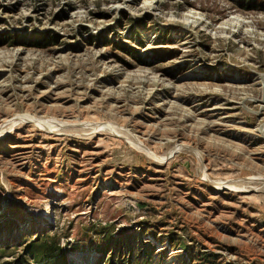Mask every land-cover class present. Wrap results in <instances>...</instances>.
Listing matches in <instances>:
<instances>
[{"label": "rangeland", "instance_id": "rangeland-1", "mask_svg": "<svg viewBox=\"0 0 264 264\" xmlns=\"http://www.w3.org/2000/svg\"><path fill=\"white\" fill-rule=\"evenodd\" d=\"M3 246L264 264V0H0Z\"/></svg>", "mask_w": 264, "mask_h": 264}, {"label": "trees", "instance_id": "trees-1", "mask_svg": "<svg viewBox=\"0 0 264 264\" xmlns=\"http://www.w3.org/2000/svg\"><path fill=\"white\" fill-rule=\"evenodd\" d=\"M49 239H50V237H49L48 233H46V234L40 233V235L38 236V239L36 241H32L30 244H28L27 251L29 252V254H32V255L38 254V252L40 253L42 249H43V251H46V252L51 253V254H55V253H57L55 255L61 254V248L58 247V245H56V243L50 242ZM39 242L41 244H39ZM37 246H39V247H37ZM35 247H37V249ZM11 254L12 253L10 252V247H8V246L0 247V260L7 258V257H10ZM56 261H57V259H54L52 264H55ZM107 264H120V263H117V261L115 260V255L113 254V257L111 259H109Z\"/></svg>", "mask_w": 264, "mask_h": 264}, {"label": "bare ground", "instance_id": "bare-ground-1", "mask_svg": "<svg viewBox=\"0 0 264 264\" xmlns=\"http://www.w3.org/2000/svg\"><path fill=\"white\" fill-rule=\"evenodd\" d=\"M153 1H154V0H153ZM99 132H100V131H99ZM223 187H224V186H223ZM223 187H222V188H223Z\"/></svg>", "mask_w": 264, "mask_h": 264}]
</instances>
